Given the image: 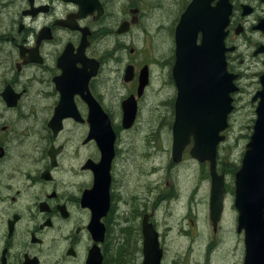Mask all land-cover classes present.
Returning a JSON list of instances; mask_svg holds the SVG:
<instances>
[{"label":"flooded vegetation","instance_id":"af4514ba","mask_svg":"<svg viewBox=\"0 0 264 264\" xmlns=\"http://www.w3.org/2000/svg\"><path fill=\"white\" fill-rule=\"evenodd\" d=\"M230 10L229 70L240 80L244 39L261 90L264 0H0V264H100L99 256L101 264H153L148 233L158 242L154 256L161 250V264H172L179 184L167 180L163 188L154 177L159 168L145 172L143 132L158 144L161 126L142 116H173L168 173L190 156L208 169L196 185L207 182L211 196V162L192 155L193 134L181 159L173 156L174 66L179 40L196 33L200 43L198 27L214 33ZM164 66L169 74L160 88L156 69ZM165 86L172 93L153 100ZM128 112L135 118L125 124ZM222 146L216 168L226 175L227 197L234 181L220 165ZM194 192L179 236L190 238L195 225Z\"/></svg>","mask_w":264,"mask_h":264},{"label":"water","instance_id":"95a60500","mask_svg":"<svg viewBox=\"0 0 264 264\" xmlns=\"http://www.w3.org/2000/svg\"><path fill=\"white\" fill-rule=\"evenodd\" d=\"M193 5L194 3L187 12L192 20ZM224 5L226 6V2ZM230 13L231 10L224 18L223 27L219 29L218 22L212 34L207 27H198L204 32L202 44L198 45L196 33L186 34L179 40L177 62L174 67L178 88L174 123V159L176 161L181 159L190 135L193 134L195 146L192 155L202 161L211 162L213 185L210 210L215 225L222 218L226 192L225 175L218 174L216 168L217 146L226 138L221 132L229 126V114L234 108L231 94L239 89L234 83L237 75L229 72L226 60L225 28L229 23ZM261 81L263 87L255 96V99L260 98L258 119L235 178L238 230L245 232L244 264H264V74ZM134 118V113L128 112L125 124L131 123ZM146 245L149 261L161 264V250L158 256L152 253L158 248L156 235L148 233ZM99 262L101 264V256Z\"/></svg>","mask_w":264,"mask_h":264},{"label":"rangeland","instance_id":"374dc122","mask_svg":"<svg viewBox=\"0 0 264 264\" xmlns=\"http://www.w3.org/2000/svg\"><path fill=\"white\" fill-rule=\"evenodd\" d=\"M242 44L243 62H238V66L242 76L239 80L241 87L240 91L235 94L236 110L231 117V126L227 130V140L222 146L220 154L221 167L227 172L230 184L233 177L240 167L243 154L246 149L247 142L250 139L252 131L248 126L252 124L253 110L251 99L254 94L260 89L256 81V73L259 68L255 67L249 57V50L244 39L240 40ZM168 66L158 67L156 73L159 76L155 79L156 86L162 87L164 84V75L169 74ZM168 93H172L171 88L168 90L167 86L159 93L156 92L153 100L157 97V101L167 98ZM164 114L150 115L144 114L142 122L160 124L161 130L155 132L159 143L155 141L151 144L146 141L147 131L143 132V146L142 156L144 158L143 167L145 172L159 168L158 173L154 177H159L161 185L166 188L165 182L167 180L172 183L179 184L175 196L180 195V200L173 202V215L170 217V224L175 227L172 233V251L178 256L175 260L174 254L171 255L172 264H243V257L246 251L244 243V233L237 232V217L238 212L234 206V194L230 191L226 198V208L220 226L215 230L209 218V199H210V185L207 182H202L199 187L196 185L198 176L203 174L208 178L207 171L202 164L188 158L185 161L174 167L168 173L169 164L172 162L171 156V125L173 116L168 114L165 110ZM155 120V121H154ZM159 146V154L154 155L156 146ZM138 146L135 148L137 151ZM149 178L147 173L144 174L143 179ZM194 192L196 202L193 205L195 210L192 218L195 220V225L191 226L190 238L186 236H179V228L182 226L181 222L184 216L187 215V201L188 197ZM192 197V196H191ZM164 213L160 211V216ZM187 226V222L185 223ZM186 250V255H183L182 250ZM181 258V259H180Z\"/></svg>","mask_w":264,"mask_h":264},{"label":"trees","instance_id":"16d2710c","mask_svg":"<svg viewBox=\"0 0 264 264\" xmlns=\"http://www.w3.org/2000/svg\"><path fill=\"white\" fill-rule=\"evenodd\" d=\"M232 191H234V188L232 189Z\"/></svg>","mask_w":264,"mask_h":264}]
</instances>
